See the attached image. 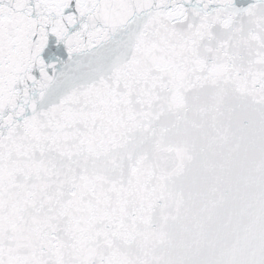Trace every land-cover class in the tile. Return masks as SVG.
I'll list each match as a JSON object with an SVG mask.
<instances>
[{
	"label": "snow or ice",
	"instance_id": "1",
	"mask_svg": "<svg viewBox=\"0 0 264 264\" xmlns=\"http://www.w3.org/2000/svg\"><path fill=\"white\" fill-rule=\"evenodd\" d=\"M0 264H264V0H0Z\"/></svg>",
	"mask_w": 264,
	"mask_h": 264
}]
</instances>
